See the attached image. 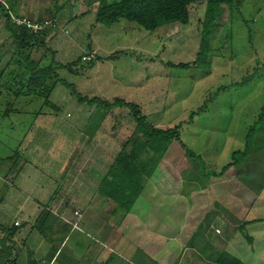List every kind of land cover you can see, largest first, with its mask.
I'll return each instance as SVG.
<instances>
[{"label": "rangeland", "instance_id": "1", "mask_svg": "<svg viewBox=\"0 0 264 264\" xmlns=\"http://www.w3.org/2000/svg\"><path fill=\"white\" fill-rule=\"evenodd\" d=\"M111 1L118 0H107ZM4 2L0 0L1 4ZM8 4L14 8V13L35 20L48 19L55 24V28L46 36L40 34L25 44V51L30 54L29 62L34 57L33 50L37 51L35 61H39L44 54L41 69L56 68L58 80H63L71 88L61 85L63 87H58L54 99L50 98V93L42 94L43 112L57 113L59 118L70 122L73 116L83 111L91 115L90 123L94 124L98 115L107 111L95 104H80L73 92L86 98L104 97L111 104L118 98L136 105L146 122L153 127L177 131L187 149L200 160L189 158L176 142H171L165 159L158 164L159 173L150 172L153 178L161 181L163 176L167 177L169 180L164 182L163 188L167 192H174L178 188L179 178L195 180L201 174L200 185L206 192L202 198L205 202L202 209H208L210 203L220 205L222 202V205L215 207L223 206L230 213L228 217L233 224L243 220H259L248 226L243 234L255 238V256H252L243 238L238 250L245 263L264 264V200L258 198L261 193L258 192L264 188V169L253 168L255 149L242 159L249 161L245 167L243 164L235 168L226 167L222 176L220 172L215 176L213 173L232 162L233 152L244 150L247 143L245 137L250 129L257 127L256 135L264 137V121H259V115L264 110V0H242L237 8H223L224 12L216 18L210 33V49L206 56H200L197 65L204 4L189 6L187 24L171 23L170 27L157 32L146 31L125 20H119L110 28L100 25L96 22L98 0H10ZM91 48L104 57L100 58L101 61L109 60L110 63L100 64L99 58L91 65L82 62L81 57ZM105 49L111 50L107 57ZM23 59V56L19 58L20 64L24 62ZM177 65L188 67H173ZM111 74L119 80V85L112 84ZM28 75L30 77L31 74ZM8 76L5 82L14 84L12 82L16 80L11 81ZM247 77L248 82L242 84ZM50 81L47 80L46 84L50 85ZM104 81H109L111 87H105ZM41 90L46 93L48 88ZM45 97L59 110L47 107ZM8 102L9 106L5 102L2 108L9 107L14 111L17 102L12 99H8ZM22 107L27 111L28 107ZM39 107L37 99L31 109L37 111ZM111 112L116 114L114 121H111L113 126L121 123L124 127L122 144H125L136 126L132 114L126 108L117 107ZM12 113L7 119H0V143L16 150L26 120L18 121V116ZM192 114L195 116L189 122ZM257 137L250 143L251 147L256 145L254 140ZM143 157L145 155L141 154L140 160ZM234 173L241 176L236 178ZM242 183H250L251 189L242 186ZM238 185L244 188L241 190ZM242 195L258 199L255 202L247 201L243 206ZM175 208L182 207L175 205ZM208 213L199 216L201 227L210 220ZM218 213L221 214L219 210ZM188 219L193 220L190 216ZM188 219L179 221L187 229L191 223ZM221 221L219 219L217 225L220 230L224 226ZM171 224L173 222L167 226L169 232H172ZM105 230L109 231L107 228ZM203 246L202 258L204 254L213 258L217 250L218 253L221 251L219 247H210L209 243H203ZM124 252L123 257L128 256L129 251ZM135 255L143 259L140 252Z\"/></svg>", "mask_w": 264, "mask_h": 264}, {"label": "crops", "instance_id": "2", "mask_svg": "<svg viewBox=\"0 0 264 264\" xmlns=\"http://www.w3.org/2000/svg\"><path fill=\"white\" fill-rule=\"evenodd\" d=\"M5 1L3 4L10 9L9 14L19 15L14 13L9 0ZM168 27L169 24L158 30ZM25 47V42L16 40L7 30L0 13V119H7L13 112L18 121L26 120L16 150L0 143V264H217L223 253L247 264L241 260L242 254L238 250L242 238L255 256V238L243 236L239 227L248 222L244 227L246 231L259 220L233 224L228 217L230 213L223 206L216 208L222 202L220 205L210 203L208 209H202L206 192L200 185L201 174L195 180L179 178L178 188L167 192L163 185L169 179L165 176L161 181L154 179L150 172H158V169L152 165L148 174L139 178L142 190L131 208H121L107 197L103 187L110 180L108 171L121 153L132 149L130 139L134 131L122 144L124 127L121 123L113 126L111 121L116 114L112 110L100 113L94 124L90 123L91 115L83 111L70 122L59 118L57 113L43 112L41 86L28 83L33 71L41 68V64L36 67V50L32 51V63L29 62L30 54ZM105 51V57L111 54V50ZM21 56L25 58L24 65L19 63ZM98 58L104 57L97 53ZM99 63L110 61L100 60ZM7 75L11 81L16 80L12 82L14 84L5 82ZM112 79V84L119 85L118 79L114 76ZM58 84L50 92L51 99L55 98L58 87H63ZM103 84L107 88L112 85L109 81ZM8 99L17 102L14 111L9 107L2 108L5 102L9 104ZM37 99L40 107L33 111L31 105ZM98 99L110 103L107 98ZM51 104L59 110L57 105ZM24 105L28 107L27 111L22 107ZM149 153H142L144 164H148ZM248 162L243 160L241 164L245 167ZM255 167H258L256 163ZM223 168L213 172L214 176L219 172L222 176ZM241 185L251 189L250 183ZM241 185L238 188L242 190ZM258 193V198L264 200V188ZM242 197L243 206L247 201L258 199ZM175 205L182 208L176 209ZM205 213L210 220L201 227L199 216ZM189 216L193 220L188 219ZM180 219L190 220L188 229L184 223L181 225ZM219 219L224 224L222 230L217 226ZM171 222L172 232H169L167 226ZM203 243H209L215 249L219 247L221 251L218 253L217 250L213 258L206 254L202 258ZM124 251H129L128 256L123 257ZM138 252L142 260L135 255Z\"/></svg>", "mask_w": 264, "mask_h": 264}, {"label": "trees", "instance_id": "3", "mask_svg": "<svg viewBox=\"0 0 264 264\" xmlns=\"http://www.w3.org/2000/svg\"><path fill=\"white\" fill-rule=\"evenodd\" d=\"M241 3L242 0H118L111 2H107V0H98L96 22L105 27H111L119 20H125L127 22H133L137 24L146 31L154 32L164 25H168L171 23H180L183 25L187 24L189 17V6L193 4H204L205 13L202 23L203 30L201 32L199 52L195 62L196 64L200 62V56H206L210 49V33L212 28L215 26L216 18L221 16L224 12L223 8H237ZM8 10L10 9H8L5 4L0 3V13L5 19V26L16 40H20V42H25L26 44L28 40L30 41L40 34H42V37H44L47 33H49L48 31H44L37 35H34L25 28L13 27L10 24V18L12 16H26L10 15ZM30 20L38 21L35 19ZM32 47L34 48L35 46L33 45ZM44 57L45 55L43 54L40 56V60H37L38 62L35 61L36 67L37 64L43 61ZM96 61H98V59H96ZM96 61L89 63V65L96 63ZM30 63H32V61ZM173 67L187 68L188 66L177 65ZM41 68L33 71V74L31 75L28 83H31V85L35 83L36 85H38V87L40 85L41 88L47 87L48 91H46V93H42L43 96L50 93L54 86L58 83L67 88H70V85L65 83L63 80H58L55 73L56 68L52 69V67H50V69L48 68V70H43ZM49 74L51 75L47 77V75ZM45 79H51L50 85H48V83L46 84L47 80ZM248 80L249 77L245 78L242 84L248 82ZM41 92H44V90H41ZM73 94L78 102L87 103L89 105L95 104L97 107L103 108L107 112L115 107L126 108L130 110L132 118L135 121L136 126L133 133V138L130 139L132 143V149L128 153H121V155L116 159L115 163L110 167L108 171V177L110 178V180L105 183V187H103V193L105 192L107 197L117 202L121 208H131L142 190L141 184L139 183L140 176L145 175L148 172L149 167H151L152 165L155 170L158 168L159 161L169 150L171 142H176L179 145L178 147H180L185 153H188L189 158H195L199 160L198 157H195L194 154L190 152L184 144H182V142L180 141L179 133L177 131L170 129L162 130L148 124L146 122L147 119L140 114L139 108L136 105L127 103L118 98H116L114 100V103L111 104L106 101H101L97 98L88 100L86 97H82L75 92H73ZM44 104L51 109H56L54 105L48 102L47 98L46 100H44ZM199 111H203V109H200ZM194 116L195 114H192L189 117V122L192 121ZM262 120L264 121V110H262L261 114L259 115V121L262 122ZM257 131V127H253L249 130L248 134L245 137L247 143L244 150L233 152L232 162L226 165L223 170L226 169V167H237L239 164H241V162L243 161L242 159H244L245 155H247L248 153H252V149H255L256 152L253 157V159L256 161V165L263 168L264 137L259 138V134L256 135ZM262 133L264 135V131ZM255 136H258L254 140V142L256 141V145L251 147L250 143ZM147 151L151 152V156L148 155V164H144L140 160V155L143 152ZM223 170L222 172H224ZM247 224L248 222H244L243 224H241V226L239 227V231L243 233L244 227ZM217 264L241 263L238 260L231 258L227 253H223L219 256Z\"/></svg>", "mask_w": 264, "mask_h": 264}, {"label": "built area", "instance_id": "4", "mask_svg": "<svg viewBox=\"0 0 264 264\" xmlns=\"http://www.w3.org/2000/svg\"><path fill=\"white\" fill-rule=\"evenodd\" d=\"M10 24L15 28H25L34 35L41 32L48 31L51 32L55 28V24L51 20H38L31 21L27 17L12 16L10 18ZM97 53L95 51H90L89 53L81 57V61L84 63H92L96 61ZM15 225H18L17 223Z\"/></svg>", "mask_w": 264, "mask_h": 264}]
</instances>
